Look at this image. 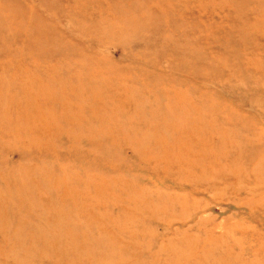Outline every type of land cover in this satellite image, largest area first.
Wrapping results in <instances>:
<instances>
[{
	"label": "rangeland",
	"instance_id": "1",
	"mask_svg": "<svg viewBox=\"0 0 264 264\" xmlns=\"http://www.w3.org/2000/svg\"><path fill=\"white\" fill-rule=\"evenodd\" d=\"M0 264H264V0H0Z\"/></svg>",
	"mask_w": 264,
	"mask_h": 264
}]
</instances>
